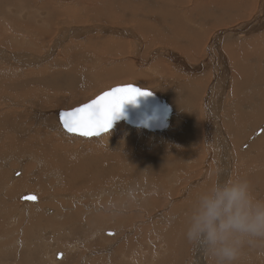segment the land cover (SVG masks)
I'll use <instances>...</instances> for the list:
<instances>
[{
  "label": "rangeland",
  "instance_id": "obj_1",
  "mask_svg": "<svg viewBox=\"0 0 264 264\" xmlns=\"http://www.w3.org/2000/svg\"><path fill=\"white\" fill-rule=\"evenodd\" d=\"M16 1L18 0H0V48L2 50H9L12 46L18 45L17 51L15 52H18L21 55L22 52L21 48L25 49L27 47L23 57L21 55V59L23 58V60L21 61H23L24 66H20L18 65L19 63H13V61H11L14 64V66L11 65L10 66L11 69L10 68L8 69L11 70V72L8 73H22L24 74V76L20 77V75H16L15 77L16 80L13 86L10 87L12 89L11 94L13 91L18 93V95L16 96H13V94L10 96L12 98L11 101H15L16 103L17 102L19 103H17L16 105L15 102H10V101L5 102L3 100L4 104L3 101L2 104L0 103L1 104L0 109L3 107L2 105H5V103H9V107L15 108V109L12 108V111H16L24 107V105L20 107L21 106L20 103L25 102L27 104L29 102L28 100L31 101V99L33 100L34 103H36L35 104L36 107L34 106V108H38V109H40L41 106L42 109H48V110H51L56 107L60 108V110L72 109L76 106L86 103L87 101L96 97L101 92L108 90L111 87L117 85H124V84H133L143 89L152 90L159 86L158 83L156 82L157 78H155V76L157 75H153V74H158L161 76L167 75L168 73L170 75L172 73L174 74V72L170 73L169 70L170 68L167 67L168 61L166 58H164L163 55L162 56L153 55L147 57L149 55V52H147L149 48L158 50L165 47V45H162L160 43L156 44V42L147 43L148 47L145 49L146 51L144 50L143 52L144 58L147 59L144 63L140 64L137 63L135 60L136 59L135 51L132 52L131 50L132 48L134 49L137 46V43L132 42V40H129L130 43L127 40L129 45L126 44L121 54L118 53L117 55L114 56H111L105 52H101V51L97 52L95 50L87 49V51H89L87 52V54H85L86 52H84L82 56L80 55L79 57H76L74 60H78V61L80 60L85 66H87L89 68V73H77L76 76H72L71 74L68 75V73H66L74 63L73 61H69V60H73V56L72 55L67 56L61 50L63 46L66 47L67 44H69L66 42H64L63 46L59 48L60 50L59 52H57L59 54L54 53L55 56L52 55L49 58V60L46 61L45 63L39 65L37 63H34L33 66H30L31 63L28 64L27 61V63L25 64L26 56H29L31 54H34L35 57L40 59V55L43 51V46L45 42H50L53 41V39L58 38L64 27L73 26V25L84 27L94 23L104 24L106 26L112 24H108L100 20L89 23L75 22V24L65 25L64 22L65 19L63 18L64 15L61 16L59 10L57 9H60L65 6H71V8H76L74 3L75 0H72V2H62L60 0H19L25 3V6L28 10L27 15L17 10L16 6L14 5ZM163 2H165V0H163ZM39 3H44L45 5L41 6L39 5ZM157 3L159 5H157ZM157 3L156 6H151V8L152 7L159 8V6L161 5L163 6L162 3L159 2ZM172 4H175L174 9L176 8V6H178V8L175 9L177 11L181 9L180 5L186 7L183 5V3L180 2V0L173 2ZM10 7L13 8L15 11H11ZM188 7L189 6H187V8ZM155 8H154V13L159 14V12H157L158 8L156 10ZM151 10H153V8ZM74 14H77V12H75ZM158 16L162 18L160 14ZM50 17L53 23L51 26L48 27L47 22H48V18ZM161 24L162 26L164 25L167 26L169 29L168 23L166 24V22H162ZM157 27L160 28V24H158ZM15 28H19L20 30L25 31L28 34V37L24 39H18L20 37V33H15L14 35L15 44H8L4 42L3 41L4 36L10 34L12 30ZM43 29L49 30L50 33H47V35L43 34ZM93 33H94L93 31H91V34L82 33L81 35L82 38L79 39L77 43L87 42V40L90 38H96L93 39V41H97L99 34H100L99 36L106 35L103 33H96L97 35L96 34L92 35ZM138 35L139 38L142 40V42H144L141 35L139 33ZM115 37L117 36L115 35ZM161 37H162L161 35H157L155 40L158 41L161 39ZM130 38L131 37H129V39ZM72 41H76V40L73 39ZM108 51L109 49H107V52ZM245 54L246 53H242V56H244ZM262 54L263 53H261V55ZM119 64L122 65L123 67L126 66L130 67V70L134 75L130 76L126 73L125 75H123L124 73L116 75V73L112 74L108 72L109 69ZM4 66H7L6 62L0 58V73H6L3 70ZM156 66L158 69L159 67L161 69L163 67L164 68L162 69L163 71L159 72ZM40 69L42 70L37 71ZM31 70H34V72H32ZM144 70H149V72L151 70L153 74L151 75L150 78L151 79L155 78V79L142 80L134 77L135 75L141 73H145L147 75L151 73ZM58 71H61L63 73H58ZM28 73H33V74H28ZM205 74L206 73H203L201 75H205ZM188 76H191L193 79H198V75H193L190 73ZM39 78H43V79L47 78L53 80L59 83L60 87L52 88V89L51 87L50 89L46 88L42 83L38 81ZM182 78L183 77H181L180 79ZM213 78L215 80L214 81L215 86L219 85L221 82L223 83L224 81L216 77L215 75L213 76ZM257 79H260V77L259 76L255 77V83L250 91L252 92L253 96L257 98H261V96H258L259 93L256 92L258 89L262 88V85H259L257 83ZM182 81H184V79ZM198 86L199 84H194L192 87H198ZM27 88L31 90L33 96H29V95L22 97L19 96L20 93ZM218 89L220 88H215L212 95L216 96L215 92L218 91ZM160 90H162V88ZM171 90H173L172 86L171 87L165 86V88L161 92L163 93L164 96L167 97L166 99L168 98L171 99V100L168 99L167 102L172 103L171 108H173L174 111L173 113L172 112L170 113L169 119L171 120L172 116H173L172 120L175 121L177 117L179 118H177L178 122L176 121L178 124H176L175 126L173 125L169 126L167 130L169 129L172 130L175 127L176 129H174L173 132L174 131L178 132L177 133L178 138H184L186 133H188V131L190 130L189 128L192 127L191 125H193V123L195 127L197 126V124L200 123H202L203 125L205 124V113L203 112L202 109H201V113H199L200 107L202 106L201 100L203 99V94H201L200 97L198 96L196 97L199 98V99H195V103L197 102L196 104H198L196 107H193L191 104L180 105L182 103L181 100H178L179 101L178 104L179 103L180 104L176 106L175 100L178 97L176 98L168 97V93H170ZM218 94L221 95L222 93L218 92ZM227 94H231L230 80H229V86L225 90V100ZM46 96L50 98L46 99L45 98ZM182 98H184L185 100L183 94H182ZM235 100H236V96H232L230 98L231 102H234ZM221 106H226V105L221 104ZM189 107L190 108L192 107L193 110L192 108L189 109ZM197 107L199 108V110H197ZM248 110L250 109L248 108ZM200 117H203L202 121ZM51 120L52 121L48 122L49 125L51 124L53 126L54 125L59 126V130L56 129L57 134H55V131L51 130L50 128L45 127L47 126L45 125L47 123H44V125L41 124L38 126V129L42 131L41 135L37 134L36 130H32L31 133H29L28 135L21 136V138H19L14 143L11 142V139L9 137L5 136L0 131L1 134L0 160L3 159L6 160V163L1 167L2 180H0V206H1L0 211L5 212L6 210L9 209V212L2 215L3 217L0 219V222H6L8 217L13 214L24 217V220L21 222V224H19L20 230H19V234L17 235L14 233H9L7 231L8 229H6L8 225H5V227L2 228V225L0 223V264H114V260L115 262H117V264L118 263L119 264H134V263L135 264H141V263L142 264H193L197 260V258L200 259V262L202 264L204 263L216 264L214 262L215 260L214 259L212 260L213 257H210V255L206 254L204 251L189 244L185 238V224H186L185 214L191 208L189 204L186 203L185 200H187L190 194H192L193 192H197L198 188H202L201 185L204 186L205 182H208L210 186L212 183L218 181V178L220 177L216 176L217 172L215 171L220 170V168L218 167L220 166V164L222 165L227 163L226 167L227 169L229 168L228 171L232 173L231 177L233 178L234 170L237 169L238 167L239 168L242 167L241 158L240 157L236 158L235 155L236 154L239 155L241 151L245 150V148H247L249 143L245 147H242V145L245 144L246 141L240 147L233 146V149L234 148L235 149L234 151H232L231 145H232V141L235 139L231 137V135L228 136L227 133L223 131L222 136L224 135L228 136L227 137L228 141L226 140L225 141L226 144L228 142V147L229 149H231L230 150L231 153H229L231 156L228 155L227 154L228 151H226V154L228 155L227 157V155H223V154L221 155L222 151L220 149H217V147H215L216 144L214 141L218 138L217 134H215L217 138L213 136V142H212L213 144L212 146H210L211 147L210 151H208L207 145H204L206 144L205 137L203 136L205 132L199 130L197 132L198 135L196 134L197 135L196 137L198 139L197 143L199 142L194 149L196 150V152L191 153L190 155L184 154V156H189V157H186L187 158L186 159L184 156H182V159L184 158L185 159L183 161L182 159H179L180 161L178 160L177 164L179 168L174 170V174L177 177L175 178L177 182H175V184L172 183L173 185L169 186V183H171L168 181L170 180L169 176L168 177L166 176L167 179L161 176V173L154 167V161L152 160V158H151V167L153 169L148 168L145 164H140L139 167L138 164L135 163L136 162L135 152L132 153V149L136 147V149H138L139 151L141 152L145 151L147 154L151 155V153L153 154V151L155 150L153 148L159 145V147L161 146L162 148H164L162 149L160 147V150H165L166 149L165 147L167 148L169 147V149H166L165 151H176L177 153H179V151L182 150L181 146L183 145L182 144L183 140H177V141L173 140L172 143L170 138L168 136L166 137V135L170 132V130L168 131V133H166V131L164 132L163 137L165 139L163 137L161 139L155 138L153 136H149L147 132L148 130L143 128V130L146 131L143 132L142 130H139V127L136 126L132 127V125L127 124L122 119L124 125L131 127L127 129V132L116 129L117 131L116 130L109 131L110 133H101L99 135H94L91 137H84L81 135L70 134L65 132L62 126L59 125L60 123H59L58 115L56 117V115L54 114ZM198 120L200 121V123ZM263 121H264V117L262 118V122ZM32 122L34 123V121ZM181 122H182V126L185 124L183 127L179 126L181 125ZM186 123L189 125H187ZM202 124L200 125L202 126ZM114 126L115 124L113 125L111 130L114 128ZM178 127H180V129H178ZM19 129L21 130V127ZM111 132L113 133L112 135ZM122 132H125L126 134H123ZM128 133L131 134L128 135ZM43 135H47V136L42 137ZM48 135H51L55 138L51 139L48 137ZM114 135L116 136L118 135L117 137L118 139L115 138L116 136ZM126 135L130 137L132 136V142L130 143L129 146L127 145L128 143L125 144V139H127L125 138ZM30 136L34 138L31 139ZM24 141L31 145L32 155L28 163L25 166H21L23 163L20 165L17 161V158L19 157L20 159L24 154L28 155L30 152L22 149L17 150L16 143H22ZM106 141H110L114 145L117 144L116 146H114L115 148L119 149L118 151H115L117 153L116 158L118 160L122 159L126 162L129 161L131 168H128L129 167L127 166L128 164L126 165L124 164L122 166L123 172L119 175H115V174L110 175L106 171H100L101 173H105L108 175L93 176L91 179L83 181V183H81L80 185L77 186L71 185L72 183H70V181L72 175L77 174L78 172L79 173L90 172L92 170V167L95 165L96 167L102 166L103 168L108 166L106 165L107 161L104 158H96L94 156V154H98L101 157H105L106 155L109 154L106 148V145L109 143H107ZM163 141H165V143ZM174 141H176L178 144ZM122 142H124V144ZM167 142H169V144ZM200 143H202L201 144L202 146L200 145ZM211 152H214L213 154L217 155V157L212 155ZM52 153L57 154L58 159L60 160L61 163L60 165L61 175H59L58 180L54 181L52 185L49 187L33 186L30 188L32 192H36L39 195L37 196L40 197L39 198L40 201L37 202H40L39 206L41 205L42 209H44L43 207H48L52 209L51 213H44L46 215L43 214L44 215L43 216L41 213L43 212L41 208L40 210L36 211V209L32 208L31 206L21 207L19 206V204H17V202L15 201L16 195L19 194L20 191H24L29 187L25 182L20 184L16 183V180L20 177V173H18V175L12 181L10 177V171H8V169L10 168L15 169L21 167V169L23 170L22 175L26 177L29 174L28 171L33 169V164L36 162V160L39 157L42 156L49 158ZM119 153L120 155H122V157L119 155ZM33 157H38V158L35 160ZM209 157H211L210 159L212 160H210ZM213 157H215L214 159H216L214 164H213L214 162ZM218 157H220V159ZM226 157L229 160L225 159ZM223 159L227 160L226 163ZM249 162H247L248 165H253V163H251L253 162L252 160ZM236 163L239 165H236ZM258 164H260V162ZM143 167L144 168L146 167L147 169L146 168L144 169ZM255 168L257 169L256 166ZM131 169H135V170H131ZM210 170H213L215 172V175L213 173L209 175V173L213 172ZM4 171H6V176H7V179L5 181L11 182L8 185H6L7 183L5 184L1 183V181L4 180V176H3ZM237 177H239V175ZM165 183L168 184L167 187H165L164 190H162L163 188L161 187L160 190L159 189L160 186H163ZM44 184L46 186V183ZM209 186L205 185L202 191L207 189ZM169 187L171 188L169 189ZM102 190L108 191L107 193H109V196L108 194L104 195L103 197L101 196V198L100 196H97V194ZM118 191H121V195L120 192ZM154 193L156 196L154 195ZM93 194L94 196H91ZM9 198L11 201L7 205L5 204V201ZM134 200L136 202H134ZM148 201L150 202V204ZM140 205L142 208L139 207ZM146 205H148L147 208ZM154 207H156L155 208L156 210L153 209ZM151 209H153V211ZM35 211L40 213L41 218L50 217L51 214L57 217L50 218L54 222H50L51 226L49 224L48 225L49 227L47 226V228L44 229L40 234L34 235V231L31 229L32 232L28 236L25 234L28 228V225L26 224L25 221L30 219L28 213ZM143 211H145L146 213ZM156 211H158L157 214ZM147 212L150 213L148 214ZM88 214L97 216L96 218H100V220H95L92 222L83 220L86 218ZM99 215L101 217H99ZM134 215H138L139 217L133 218ZM176 220H180V225L183 227V230L180 231L181 233L175 232L174 234V232L171 231L173 225H171V227L168 225L172 224L169 221H176ZM59 223H63V225L61 226ZM107 229L114 230V232L112 231V233L109 234L106 231ZM103 230L106 232H103ZM36 232H38V230H36ZM166 232H168V234H165ZM161 234L171 235L172 238L171 240L170 238L167 240L161 239L160 238ZM27 238L29 241L27 240ZM18 240L21 241L22 243L20 247L18 244H14V243H18L19 242ZM26 240L28 241V244ZM185 242H186V246H185ZM75 244H77L78 247H76ZM25 245H27L28 249ZM22 247L24 249H22ZM185 247L186 249H184ZM29 248H31L32 250H30ZM106 248L108 249L106 250ZM58 250H63L65 252L64 259L62 258L63 257L62 253H61V257L57 258L56 254L59 252ZM120 250L125 252V256H123L120 253ZM114 251L116 252L114 253ZM134 253L135 254L138 253V254L135 255ZM3 254L6 255L4 256ZM52 256H54L55 260L52 259ZM129 256L131 259L129 258ZM137 257L139 260L137 259ZM25 258L26 259L28 258L29 261L28 259L26 261ZM128 258L130 261L127 260ZM36 259H39L40 261ZM32 260L36 262H33ZM41 261L43 263H40ZM262 262H264V244L258 243L253 246H246L237 264H258Z\"/></svg>",
  "mask_w": 264,
  "mask_h": 264
},
{
  "label": "bare ground",
  "instance_id": "obj_2",
  "mask_svg": "<svg viewBox=\"0 0 264 264\" xmlns=\"http://www.w3.org/2000/svg\"><path fill=\"white\" fill-rule=\"evenodd\" d=\"M60 1L72 2V0H60ZM176 1H179V0H165L164 5L167 6L166 8L164 5L159 6V8L157 7L158 8L157 12H159L161 17L163 18L162 20V18L158 16L159 14L154 13L155 7H152L153 10H151L152 9L151 6H156L157 2L163 4V0H75L74 3H75L76 8H71V6H65L60 9H57L59 10L61 16L64 15L63 18L65 19L64 20L65 25L75 24V22L76 23H82V22L89 23V22H95V21H100V20L104 21L105 23L112 24V25L106 26L104 24L94 23V24L84 26V27L77 26V25L64 27L58 38H55L53 39V41H50V42H45L43 46V51L40 55V59L35 57L34 54H31L29 56H26L25 64L27 63V61H28V64L31 63L30 66H33L34 63H37L38 65L45 63L46 61L49 60V58L52 55H54V53L59 52L60 50L59 48L63 46L64 42H66V43H69L70 45L67 44L66 47L63 46L61 50L67 56L72 55L73 60H69V61L74 62L72 67L66 73H68V75L71 74L72 76H76L77 73H89V68L87 66H85L80 60L79 61L74 60L76 57H79L80 55L82 56L84 52H86L85 54H87V52H89L87 51V49L95 50L97 52L98 51L105 52L111 56H114V55H117L118 53L121 54L126 44L129 45L127 40L128 41L132 40V42L137 43V46L134 49L133 48L132 49L130 48V49L132 50V52L135 51L136 62L142 64L147 59V58H144L143 56L144 50L148 47L147 43L156 42V44L160 43L162 45H165V47H163L162 49H158V50L149 48V50L147 51L149 52V55L147 57L152 56L154 53L161 55V56L163 55L164 58H166L168 61L167 67L170 68L169 69L170 73L174 72V74L172 73L170 75L168 73L169 76L168 74L161 76L158 74H153L151 70H150L151 73L149 72V70H144V71H148L150 74L147 75L145 73H141V74L135 75L134 77L142 79V80H147V79L152 80V79L157 78L156 82L158 83L159 86L152 90L156 93L157 96L165 98L166 105L170 107V113L171 112L173 113L174 111L173 108H171L172 103L167 102L168 99L170 98L166 99L167 97L164 96L163 93L161 92L165 88V86L173 87V90H171L170 93H168V97H174V98L178 97L175 100L176 106L180 104V103L178 104L179 102L178 100H181L182 103L180 105H183V104L190 105L191 104L193 107H196L198 104H196L197 102L195 103V99H199L196 97L197 96L200 97L201 94H203V99H202L203 102L201 100L202 106L201 107L199 106L200 110L197 107V110H199L200 112L199 111L198 112L201 113V109H202L203 112L205 113V124L203 125L198 120L199 123L202 124V126L200 124H197V126L195 127L193 123V125H191L192 126L191 128L188 127L190 130L188 129L189 131L188 133H186L185 137L178 138L177 136L178 132L174 131L176 134L173 132V130L176 129L175 127L172 130L169 129L170 130L169 133H168L169 130H167V128L169 126H172V125L175 126L176 124H178L177 118L179 117L176 118L177 122L175 120H172L173 116L171 117V120H170L169 119L170 113H169L167 123L165 124V127L161 131L154 130L153 132L152 131H147V132L149 136H153L155 138L161 139L164 136V132L166 131V133H168L166 137L168 136L170 140L172 141V143H173V140H176V141L183 140L182 141L183 145L181 146L182 150H180L179 153H177L176 151H165L166 149H169V147L168 148L165 147L166 148L165 150H160L161 146L159 147L158 145L153 148L155 150L153 151V154L151 153L150 155V154H147L145 151L143 152L139 151L135 147L132 149V153L135 152V161H136L135 163H137L139 167H140V164H145L148 168L153 169L151 167V158H152V160L154 161V167L161 173V176H163V178H166V176L167 177L169 176L170 180L168 181L171 182L169 183V186H172L173 184H175V182H177V180L175 179L177 177L174 174V170L179 168L177 164L178 160L182 159V156H184V154L190 155L191 153L196 152V150L194 149H195V146L199 143V142L197 143L198 139L196 137L198 135L197 132L199 130H201L202 132H205L204 134L203 133L202 134L205 137L206 144L204 145H207L208 151H210V148H211L210 146H212L213 144L212 143L213 136L216 137L215 134L218 135V138L216 137L217 139L214 142L216 144L215 147H217V149H220L222 151L221 155L222 154L230 155L229 153H231L230 152L231 149H229L228 142L226 144V141H228L227 137L231 135V137L235 139L232 141V145H231L232 151H234L235 149V148L233 149V146L240 147L245 141L246 142L245 144L242 145V147H245L248 143L249 144L247 148H245V150L241 151L240 153L236 150L239 153V155L235 153L236 154L235 157L241 158L242 167L239 168L237 166L238 168L234 170L233 178L231 177L232 173L228 171L229 168L227 169L226 167L227 166L226 161L229 160L227 159L228 155L225 158L227 160L223 159L226 164H222V165L220 164V166H218L220 170L215 171L217 172L216 176L220 177L218 178V181L224 182L229 179L245 178L251 183L257 197L264 198V121L262 122V118L264 117V0H180V2L183 3V5L186 7H183L180 5L181 9H179V11L175 10L176 8H178V6H176V8L174 9V5L177 3L172 4L173 2H176ZM14 5L16 6L18 11L23 12L25 15H27L28 10L24 2L18 0L16 1ZM39 5L44 6L45 4L39 3ZM157 5L159 4L157 3ZM187 6L189 7L187 8ZM157 8H155V10ZM10 10L15 11L11 7H10ZM75 12H77V14H74ZM243 19H246V20H243ZM162 22H166V24L168 23L169 29L165 25L162 26L161 24ZM52 23L53 22H52L51 17L48 18L47 26L48 27L51 26ZM158 24H160V28L157 27ZM16 31L20 33V37L18 39H24L28 37V34L25 31L13 30L10 34L4 36L3 41L8 44H15L14 35ZM91 31L94 32L92 35L96 33H103L106 35L99 36L100 35L99 34L97 41H93V39H96V38H90L87 40V42L77 43V41L82 38L81 37L82 33L91 34ZM47 33H50L49 30L43 29V34L47 35ZM138 33L141 35L144 42H142V40L139 38ZM115 35L117 37H115ZM157 35L162 36L161 39L158 41L155 40ZM129 37L131 38L129 39ZM73 39H75L76 41H72ZM17 47L18 45H14L9 50H2L0 48V58L3 59L7 64V66L3 67V70L6 73H0V103L1 104L3 100L5 102L6 101L15 102V101H11L12 98L10 96L12 94L13 96H16L18 95V93L13 91L11 94L12 89L10 87L13 86L16 80L15 78L16 75H20V77L24 76V74L22 73H8V72H11V70H8V69L10 68L11 65L14 66L13 63H19L18 65L24 66L23 61H21L23 60V58L21 59V55L23 57L24 53L26 52L27 47L25 49H22L20 47L22 50L21 55L18 52H15L17 51ZM64 47H65V50H64ZM107 49H109L108 52H107ZM242 53H246V54L242 56ZM261 53L263 54L261 55ZM187 58H189V61L187 60ZM11 61H13V63ZM41 61H44V62H41ZM115 67L109 69L108 72L112 74L116 73V75L123 74V73H124L123 75H125V73L130 76L134 75L132 71L130 70V67H127V66L123 67L120 64L116 65ZM162 69L164 68L162 67ZM162 69L160 67L159 69L157 68L159 72L163 71ZM41 70L42 69L37 70V71H41ZM31 71L34 72V70H31ZM58 73H63V72L58 71ZM190 73L193 75H198V79H193L191 76H188ZM203 73H206V74L201 75ZM28 74H33V73H28ZM152 74L157 75V76L151 79L150 77ZM214 75L224 80L223 83L221 82L219 85L215 86L214 85L215 80L213 78ZM258 76L260 77V79H257V83L259 85H262V88L258 89L256 92L259 93L258 96H261V98H257L253 96L252 92L250 91L255 83V77H258ZM181 77L183 78L180 79ZM183 79L184 81H182ZM229 80H230V86H231V94H227V97L225 100V90L229 86ZM38 81L42 83L46 88H49V89L50 87L51 89L60 87L59 83L53 80L47 79V78L46 79L39 78ZM202 82L204 83L203 88H193L192 87L194 84L203 85ZM204 87H205V90H204ZM161 88L162 90H160ZM215 88H220L218 89V91L215 92L216 96L212 95ZM218 92H221L222 94L219 95ZM182 94L185 97V100L184 98H182ZM27 95L33 96V93H31V90H29L28 88L24 89L20 93L19 96L22 97V96H27ZM232 96H236V100L234 102L230 101V98ZM45 98L47 99L50 97L46 96ZM4 101H3V104H4ZM28 101L29 102L27 104L25 102H24L25 104L20 103L21 106L20 105L19 106L22 107V105H24V107L16 111H12L13 107H9V103H5V105H2L3 109L2 108L0 109V131L5 136L9 137L11 139V142L15 143L19 138H21V136L28 135L29 133L32 132V130H36V133L41 135L42 131L38 129V126L41 124L44 125V123H47L45 124L47 125L45 127L50 128L51 130L55 131V134H57L56 129L59 130V126H56V125L53 126L51 124L49 125L48 122L52 121L51 118L53 117L54 114L56 115V117L58 115V119H59V114L62 112L60 108L56 107L51 110H48V109H42V106H41L40 109L42 110H40L38 108H34L36 103H34L32 99L31 101L30 100ZM17 103L15 102L16 105ZM221 104H224L226 106H221ZM5 108H8V109H5ZM191 108L189 107V109ZM248 108L250 110H248ZM202 118L203 117H200L201 121H202ZM32 121H34V123ZM173 121L176 123H174ZM179 126H182V122H181V125ZM20 127H21V130L19 129ZM132 127H135V126H132ZM111 128L108 130V132H102V133H110L109 131H113L116 129L127 132V129L131 127L124 125L122 119H120L119 121L115 123V126L112 130ZM185 128H182V129H185ZM178 129H180V127H178ZM139 130L146 132L145 130H143L142 127H139ZM223 131H225L228 136L227 135L222 136ZM122 133L126 134L125 132H122ZM112 134L113 133L111 132V135ZM129 134L131 133H128V135ZM46 136L47 135H43L42 137H46ZM126 136L125 138L127 139H125V144L128 143L127 145L129 146L130 143L132 142V136L131 137L130 136L126 137ZM0 137H1V134H0ZM48 137L51 139L55 138L51 135H48ZM117 137L118 135L115 138ZM30 138L32 139L34 137L30 136ZM106 142L109 143L106 145V148L109 154L106 155L105 157H101L98 154H94V156L96 158H104L107 161L106 165L108 166L103 168L102 166L96 167L95 165L92 167V170L90 172H87V173L78 172L77 174L72 175V178L70 181V183H72L71 185H75V186L80 185L81 183H83V181L89 180L93 176L108 175V174L119 175L123 172L122 166L124 164L125 165L128 164L127 165L129 166L128 168H131L129 161L126 162L122 159L118 160L116 158L117 153L115 151H118L119 149L115 148L114 146H116L117 144L114 145L110 141H106ZM163 142L165 143V141ZM122 143L124 144V142ZM167 143L169 144V142ZM16 144H17L16 146L17 150L22 149V150L30 152L28 155L24 154L22 158L20 159L19 157L17 158L18 163L20 165L23 163L21 166H25L30 160L31 155H32L31 145L26 143L25 141L22 143H16ZM201 144L202 143H200V145ZM226 151H228L227 154H226ZM128 152H131V151H128ZM211 153L212 155H214L213 154L214 152H211ZM120 156L122 157V155ZM214 156L217 157V155H214ZM184 157L186 158L189 156H184ZM33 158L36 160L38 157H33ZM210 158L211 157H209V159ZM214 158L215 157H213V161H214L213 164L216 161V159ZM218 158L220 159V157ZM184 159H182V161ZM251 160L253 161L251 162L253 163V165H248L247 162ZM259 162L260 164H258ZM5 163H6L5 159L0 160V180H2L1 167ZM60 165L61 163H60V160L58 159L57 154L52 153L49 158L42 157V156L39 157L36 160V162L33 164V169L28 171L29 174L26 177L22 175L23 170L21 169V167L15 168V169L14 168L8 169V171H10V177L12 181L18 175V173H20V177L16 180V183L20 184V183L25 182L27 186L29 187L28 189L24 191H20L19 194L16 195L15 201L17 202V204H19V206L21 207L31 206L32 208H35L36 211L40 210L41 208V205L39 206L40 202H37V201H40L39 199L40 197H38L39 195L36 192H32L30 188L33 186H43V187L51 186L54 181L58 180L59 175H61ZM236 165H239V164L236 163ZM255 166L257 167V169L255 168ZM52 167H53V170H52ZM131 170H135V169H131ZM100 171H106L108 174L101 173ZM210 171H213V170H210ZM215 172L213 171L209 173V175L212 173L215 175ZM238 175L239 177H237ZM3 176H4V180L1 181L2 184L7 183L6 185H8L9 183H11V182L5 181L7 179L6 171L3 172ZM44 183H46V186ZM167 185L168 184L165 183L163 186H160L159 189L161 190V187H162L163 188L162 190H164V188L167 187ZM205 185L209 186L208 182H205L204 186ZM201 186L202 188H198L197 192H193L192 194L189 195L187 200H185L186 203L189 204L190 207L195 202V199L198 193L202 191L204 186L203 185ZM170 188L171 187H169V189ZM104 191L105 190H102L101 192H99L97 196H100V198L101 196L103 197L106 194H108L109 196V193H107L108 191H105V193ZM118 192H120V195H121V191H118ZM91 196H94V194ZM126 196H127V193H126ZM28 197H35V199L34 200L28 199ZM10 201H11L10 198L7 199L5 201V204L8 205ZM23 201H26V202H23ZM134 202L136 201L134 200ZM147 206L148 205H146V208ZM42 207H43V204H42ZM139 207H141V205ZM43 208L44 209L41 208L43 212L40 211L42 215L44 213L52 212V209L48 207H43ZM155 208L156 207H154L153 209ZM153 209L151 210L153 211ZM36 211L28 213L30 219L25 221L26 224L28 225V228L25 234L28 236L32 232L31 229L34 231V235L40 234L44 229L47 228L50 222H54L50 218L57 217L51 214L50 217L41 218L40 213ZM7 212H9V209L6 210L5 212L0 211V215H1L0 219L3 217L2 215L6 214ZM157 212L158 211H156V214ZM147 213L149 214L150 212H147ZM96 217L97 216L88 214L86 218L83 220H86L88 222L100 220V218H96ZM99 217L101 216L99 215ZM136 217H139V216L138 215L133 216V218H136ZM23 220H24L23 216L13 214L8 217L6 222H0V223L2 225V228H4L5 225H8V227L6 228L8 229L7 231L9 233H14L17 235L19 234V230H20L19 224H21ZM169 222H171L172 224H169V225L167 224V225L170 227L171 225H173L171 231L174 232V234L175 232L181 233L180 231L183 230V227L180 225V220L169 221ZM59 224L61 226L63 225V223H59ZM36 230H38V232H36ZM106 231L109 234H111L112 231L114 232V230H111V229H107ZM106 231L103 230V232H106ZM165 234H168V232H166ZM160 238L166 239V240L170 238L171 240L172 237L171 235L161 234ZM27 240L26 242L28 244L29 240L28 241ZM14 244H18L19 247L20 245H22L21 241H19L18 243H14ZM25 246L27 247V245ZM75 246L78 247L77 244H75ZM185 246H186V242H185ZM22 249L24 248L22 247ZM29 249L32 250L31 248ZM107 249L108 248H106V250ZM184 249H186V247ZM58 251L59 252L56 254L57 258L61 257V253H62L63 259H64L65 252L63 250H58ZM116 251H114V253ZM120 253L123 256H125V252L120 250ZM196 256H199V255H196ZM53 257L54 256H52V259L55 260ZM129 258L127 259L128 261H130ZM27 259L25 258L26 261ZM213 259L214 258H212V260ZM36 260H39V259H36ZM33 262H36V261H33ZM40 263H43V262L41 261ZM200 263H201L200 259L197 258V260L193 264H200ZM114 264H117L115 260H114ZM258 264H264V262L258 263Z\"/></svg>",
  "mask_w": 264,
  "mask_h": 264
},
{
  "label": "clouds",
  "instance_id": "obj_3",
  "mask_svg": "<svg viewBox=\"0 0 264 264\" xmlns=\"http://www.w3.org/2000/svg\"><path fill=\"white\" fill-rule=\"evenodd\" d=\"M185 215L187 242L216 264H237L246 246L264 244V198L245 178L212 183Z\"/></svg>",
  "mask_w": 264,
  "mask_h": 264
},
{
  "label": "snow or ice",
  "instance_id": "obj_4",
  "mask_svg": "<svg viewBox=\"0 0 264 264\" xmlns=\"http://www.w3.org/2000/svg\"><path fill=\"white\" fill-rule=\"evenodd\" d=\"M133 86L117 87L105 92L96 100L86 103L71 111L61 112L59 119L69 133L84 137L99 135L107 132L112 126L113 119L125 102L133 101L138 95H148ZM34 200L35 197H28Z\"/></svg>",
  "mask_w": 264,
  "mask_h": 264
},
{
  "label": "water",
  "instance_id": "obj_5",
  "mask_svg": "<svg viewBox=\"0 0 264 264\" xmlns=\"http://www.w3.org/2000/svg\"><path fill=\"white\" fill-rule=\"evenodd\" d=\"M129 85L140 89L142 92H148L150 94L138 95L135 97L133 101L125 102L122 105L120 111L116 113L115 118L113 119L112 122V126L120 119H123L127 124L132 126L142 127L148 131H154V130L161 131L165 127V124L167 123V119L170 113V107L166 105L165 98L157 96L153 90L143 89L133 84L117 85L111 87L108 90L101 92L96 97L87 101L86 103H90L93 100H96L99 96L103 95L105 92H109L117 87H125ZM86 103H83L77 107H80ZM74 108L62 110V112L71 111ZM59 123L61 124L63 130L69 133L64 128L60 119H59ZM70 134H75V133H70Z\"/></svg>",
  "mask_w": 264,
  "mask_h": 264
},
{
  "label": "crops",
  "instance_id": "obj_6",
  "mask_svg": "<svg viewBox=\"0 0 264 264\" xmlns=\"http://www.w3.org/2000/svg\"><path fill=\"white\" fill-rule=\"evenodd\" d=\"M163 5H164V2H163ZM165 6V5H164ZM167 6H165V8H166ZM13 30H20L19 28H15V29H13ZM12 30V31H13ZM20 31H22V30H20ZM15 33H19L18 31H16ZM153 55H158V54H156V53H154ZM152 55V56H153ZM187 60L189 61V58H187ZM156 68H157V66H156ZM193 88H203V85L202 84H200L198 87H193ZM63 255V254H62ZM54 258V257H53ZM63 258V257H62Z\"/></svg>",
  "mask_w": 264,
  "mask_h": 264
}]
</instances>
